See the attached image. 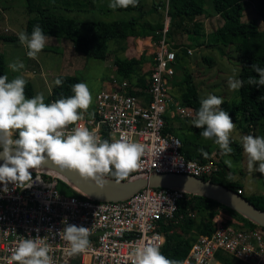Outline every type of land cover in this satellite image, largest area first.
I'll return each mask as SVG.
<instances>
[{
    "label": "built area",
    "instance_id": "2783aa9c",
    "mask_svg": "<svg viewBox=\"0 0 264 264\" xmlns=\"http://www.w3.org/2000/svg\"><path fill=\"white\" fill-rule=\"evenodd\" d=\"M168 7L169 0L159 1L164 23L160 38L154 42L144 87L136 81L113 78L108 88L96 93L94 108L83 112V119L77 122L90 131L96 129L100 138L110 143L126 136L145 145L140 167L124 180L154 172L208 177L218 169L214 155L205 163L186 158L180 138L164 132L166 116L193 115V110L179 100H174L173 107L169 105L178 49L171 47L167 36ZM186 52L192 54L190 48ZM75 126L69 125L67 130ZM31 173L33 182L29 188L18 189L10 183L9 192L4 193L0 184V264H17L11 259L12 252L29 235L47 237L53 264H132L130 253L138 245H163L165 234L160 223L174 218L179 200L187 194L177 189L146 187L124 200L97 201L66 195L60 191L58 178L38 172L37 180V172ZM64 217L69 224L89 227L90 244L84 252L70 254V244L58 234L64 228ZM212 228L209 235L197 236L182 264H221L217 254L242 264H264L263 226L247 228L242 220L219 210L212 219Z\"/></svg>",
    "mask_w": 264,
    "mask_h": 264
},
{
    "label": "clouds",
    "instance_id": "9594fccd",
    "mask_svg": "<svg viewBox=\"0 0 264 264\" xmlns=\"http://www.w3.org/2000/svg\"><path fill=\"white\" fill-rule=\"evenodd\" d=\"M138 7L139 0H110L109 8ZM19 42L27 48V56L36 59L44 49L48 37L41 26H33L31 35L25 31L18 34ZM15 72L24 67L22 62L10 63ZM257 76H249L248 85L264 86V67L257 64L251 66ZM26 79L22 76L9 80L7 74L0 75V184L2 191L9 192L11 183L15 188L25 189L32 186L33 177L30 169L42 168L50 160L61 169L76 170L81 177L91 178L96 185L103 187L105 176L112 175L117 182L140 167V160L145 152V145L133 142L126 136L109 142L102 140L97 130H89L77 123L83 119L91 103L92 95L88 85L77 82L71 86L74 95L61 96L51 103H45L43 93L26 98ZM55 85L62 86L63 80L57 78ZM245 81L229 77L230 90L238 91ZM222 97L209 94L200 100V107L192 120L193 126L201 128L200 135L206 140H214L224 156L233 152L230 147V135L236 125L231 116L221 105ZM83 110V111H78ZM69 125H76L68 131ZM18 131V138L14 133ZM244 152L247 154L249 173L264 174V136L245 135L241 138ZM207 158L208 153L201 149ZM232 166V161L225 160ZM258 162V167L256 164ZM36 179H38V172ZM231 181L234 177L229 176ZM64 228L59 235L70 244V254L84 252L91 235L89 227L69 224L68 218L62 220ZM51 232V230H49ZM47 237L27 236L21 239L12 252V261L17 264H53L50 252L52 248L46 243ZM132 264H182L181 261L169 259L160 251L154 242L142 243L131 253Z\"/></svg>",
    "mask_w": 264,
    "mask_h": 264
},
{
    "label": "trees",
    "instance_id": "16d2710c",
    "mask_svg": "<svg viewBox=\"0 0 264 264\" xmlns=\"http://www.w3.org/2000/svg\"><path fill=\"white\" fill-rule=\"evenodd\" d=\"M205 0H169L168 15L170 16L167 36L174 33L185 32L191 39H198V36H192V30L197 26V31L200 30V23H195V18L205 14ZM245 0H211L212 9L215 14L219 15L223 22L210 34H207V40H196L194 46H232L238 53V58L241 64L239 71V79L245 81L244 86L238 90L239 98L231 103L224 101L222 108H233L232 113H240L248 123V128H255L258 122L264 119V86L248 85L247 79L249 76H257L251 66L257 64L264 67V29H260L254 21H243V10ZM144 4L139 0L138 7L129 6L128 8H117L118 10H139V17H131L129 20H112V21H78L76 19L64 16L62 14H54L49 12L48 8L36 7V5L28 0L29 12L36 10V15L27 20L24 31L31 35L33 26L39 24L48 37H59L69 40L75 49L83 53L86 57H94L104 60L108 57V43L113 40L117 43L119 49H124L125 41L128 36H139L145 38L150 36L153 42L160 38V31L163 27V14L158 8V4L153 2L152 8L149 10L143 9ZM36 8V9H35ZM259 18L264 21V0H259V5L256 9ZM154 17L147 18L148 15ZM194 24V26H193ZM195 31V29H194ZM199 36H202L200 33ZM4 41H14L17 38L11 36H1ZM177 48L176 61L187 56L186 49L180 45H173ZM152 58V57H151ZM142 59V58H141ZM138 57H119L116 54L112 58V63L115 68V77L118 80L128 79L131 82L137 83L138 86L144 87L145 76L149 71L142 73V66ZM203 61L207 64L212 63L210 57L204 56ZM152 60V59H151ZM185 71V69H184ZM5 72L4 55L0 53V75ZM184 73V72H183ZM180 85L183 87L179 102L182 106L189 107L193 110V115L187 118L193 119L200 107L198 87L196 86L193 77L189 73H184ZM57 78L63 80L62 86H57L55 83L51 89L50 95L45 99V103H51L54 100L74 95L71 91V86L77 82H82L77 75H58ZM137 95L140 93L136 92ZM25 95L33 96V90L27 82L25 86ZM83 111V110H78ZM89 112V109L86 113ZM187 118L181 129L183 137L181 140V152L186 158L195 159L199 163H205L211 157L212 148L205 143H198L197 139L202 137L201 128H196L193 125L187 124ZM166 126L164 132H171L173 128L170 124V118L166 116ZM106 135V133H105ZM191 137V138H190ZM214 142V140H211ZM233 142L230 140V143ZM236 145V144H235ZM238 148L241 146L236 145ZM1 149V148H0ZM201 149L209 155L205 158L201 154ZM219 158L217 160V171L211 176L203 179H208L216 183L225 185L228 188L243 195L242 186L228 177L233 175L230 173L229 166L222 161V150L217 149ZM33 174V173H32ZM60 191L66 195H77L83 197L76 190L70 187L66 182L59 180ZM245 196V195H243ZM256 207L264 209V195L257 194L249 197L245 196ZM222 210L230 216L240 219L244 222L247 228H254L257 225L248 219L244 218L234 210L224 206L223 204L209 199L207 197L185 194L178 202V209L174 218L165 223L161 222V229L165 234V240L160 247V251L169 259H175L183 262L187 256L192 243L198 235H209L212 228V219L214 215ZM221 257V264H242L230 256L218 254ZM72 264H79L73 262Z\"/></svg>",
    "mask_w": 264,
    "mask_h": 264
},
{
    "label": "rangeland",
    "instance_id": "374dc122",
    "mask_svg": "<svg viewBox=\"0 0 264 264\" xmlns=\"http://www.w3.org/2000/svg\"><path fill=\"white\" fill-rule=\"evenodd\" d=\"M32 1L36 7H47L49 12L62 14L78 21H126L131 17L137 18L141 15L139 10H113L108 7L110 0H30V2ZM159 1L142 0L143 9L150 10L153 2L159 4ZM204 3L206 16L213 15L211 0H205ZM243 3L242 20L254 21L260 29H264V21L259 18L256 11L259 0H245ZM160 7L163 8L162 5ZM27 8L28 0H0V37L11 36L17 38L14 41L0 39V53L4 55L5 59L4 74H7L9 80L18 76L24 77L33 90V96L37 93H43L45 99L51 93L56 76L65 74L77 75L90 89L92 103L89 109H93L96 93L99 90L106 89L108 83L115 78L114 65L112 63L115 48L111 46L113 41L108 43V57L100 60L94 57H86L83 53L73 49L66 53V48L63 47L62 42H69V40L46 36L48 40L44 49L38 54L36 59H31L27 56V48L20 44L18 38V34L24 31L27 20L36 15V10L29 12ZM161 13L163 14V12ZM154 16L155 14L152 13V16L148 15L147 18ZM222 22L223 20L219 15L214 20L209 19L206 24L201 22V33L205 32L204 36L206 33L210 34L216 27L221 26ZM204 36H200L198 39L196 37V39H191L185 32H176L169 38L171 46L173 44L183 45L192 50L191 55L184 56L174 64L175 74L171 79V89L169 90L172 98L169 101L171 107L174 105V100L180 99L183 90L180 81L185 75L184 73L191 74L201 98H206L209 94H212L222 97L224 101L229 103L237 101L239 98L238 91L230 90L228 84L229 77L235 76V78L239 79L241 64L238 53L232 46H194L196 40H207ZM73 53H75L76 59L66 60L67 55ZM204 56L210 57L212 63H205L202 59ZM16 62H22L24 67L14 72L9 67V64ZM143 70L146 71V69ZM112 76L114 77L110 79ZM26 98L31 97L26 96ZM223 109L229 113L236 127L230 135V140L233 141L230 143V147L233 148V152L228 156H223L222 161L224 164L225 160L230 159L232 161V166L229 167L230 173L234 177L233 180L242 186L243 195L247 197L257 194L264 195V174L259 172L249 173L247 168L248 157L241 143V138L245 135L264 136V119L259 121V124L254 129H251L248 128V123L240 113H232L233 108L231 106ZM186 118L177 115L174 120L184 124ZM192 120L187 118L189 126L193 125ZM176 134L179 137H183L182 132L178 130ZM197 142L207 143L212 149L219 148L214 142L203 137L198 138ZM235 144L241 147L238 148ZM256 167H258V162ZM216 258L222 261L218 254ZM213 263L212 261L211 264Z\"/></svg>",
    "mask_w": 264,
    "mask_h": 264
},
{
    "label": "water",
    "instance_id": "95a60500",
    "mask_svg": "<svg viewBox=\"0 0 264 264\" xmlns=\"http://www.w3.org/2000/svg\"><path fill=\"white\" fill-rule=\"evenodd\" d=\"M3 149H0V153ZM0 158V164H3ZM30 172H36L30 169ZM37 172L54 176L66 182L83 197L97 201L124 200L146 187L170 188L187 194L198 195L215 200L234 210L256 225L264 227V209L256 207L245 196L223 184L203 179L191 174L177 172H154L145 176L116 179L105 176L106 183L101 188L91 178H84L73 169H61L50 160L46 161Z\"/></svg>",
    "mask_w": 264,
    "mask_h": 264
},
{
    "label": "crops",
    "instance_id": "0c3cea01",
    "mask_svg": "<svg viewBox=\"0 0 264 264\" xmlns=\"http://www.w3.org/2000/svg\"><path fill=\"white\" fill-rule=\"evenodd\" d=\"M206 15L207 14H203V15L197 16L195 18L194 24L195 23L202 24L201 22H203L204 24H206V22L209 19L214 20L215 17L218 16L215 13L213 15L210 14L211 16H206ZM198 17H200V19H198ZM194 24H193V26H194ZM194 29H195V31H194ZM194 29L192 30V33H191L192 36H194V37L195 36L200 37L199 35L202 32V30L197 31V26L194 27ZM204 33L205 32L201 33L202 36H204ZM207 34L208 33H206V35L204 37H206ZM112 41L113 40H111L110 42H112ZM68 43H70V44H68ZM112 44H111V46H113L115 48L114 52H115V54L117 56H119V57H138L140 59L142 58L143 59V61L141 59V61H142V63H141L142 73H145V72L149 71L150 62H151V59H152L151 57H153V51H154V42L152 41V39H151L150 36L145 37V38H141L139 36H128L126 38V41H125L124 49H119V47L117 46V43L115 41H113ZM62 45H63L64 48H66L65 49L66 50V53L69 50H72V49L74 51H77L71 42H62ZM180 46H182L183 48H187L188 49L187 46H183V45H180ZM201 46H203V45H201ZM201 46H198V47H201ZM171 47L174 48L173 46H171ZM77 52H79V51H77ZM79 53H81V52H79ZM71 58H73L74 60L76 59L75 53H73L71 55H67L66 60H70L71 61ZM143 69H146V71L143 70ZM113 70L115 71V68H113ZM68 75H72V74H68ZM114 76H112L110 79H112ZM109 83L107 85V88L109 87ZM89 110H91V109H89ZM168 117L170 118V124H171V127L173 128V131H171L170 133L178 136L176 134V131L177 130L180 131V132L185 131V130L181 129V125H183V124L181 122H178V121H175L174 120L176 116L175 117L168 116ZM14 138H18V131L16 133H14ZM210 155H214V157L216 158V160H218V158H219V153H217V149H212Z\"/></svg>",
    "mask_w": 264,
    "mask_h": 264
},
{
    "label": "bare ground",
    "instance_id": "6f19581e",
    "mask_svg": "<svg viewBox=\"0 0 264 264\" xmlns=\"http://www.w3.org/2000/svg\"><path fill=\"white\" fill-rule=\"evenodd\" d=\"M195 160V159H194ZM209 178V177H208Z\"/></svg>",
    "mask_w": 264,
    "mask_h": 264
}]
</instances>
